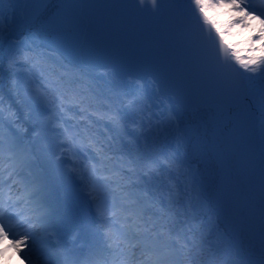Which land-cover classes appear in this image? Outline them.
Segmentation results:
<instances>
[{
  "label": "trees",
  "instance_id": "obj_1",
  "mask_svg": "<svg viewBox=\"0 0 264 264\" xmlns=\"http://www.w3.org/2000/svg\"><path fill=\"white\" fill-rule=\"evenodd\" d=\"M179 2L182 8H188L187 0ZM11 7L5 4L0 12L10 16ZM69 14L71 31L47 24H19L10 37L0 39V78L4 73L7 75L8 91L13 96L19 94V68L34 71L39 89L72 119L79 118L85 141L106 160L109 171L118 170L111 179L122 189L126 203L136 208L148 202L147 212L144 209L143 213L148 218L157 217L152 226L162 230L164 241L177 229L180 243L187 244L193 252L203 247V255L196 257L195 264H208L209 261L232 264L238 257L233 239L213 205V188L208 186L202 192L197 186L202 178L212 185L215 183V158L206 141L195 140L194 132L196 127L197 133L207 139L212 123L210 110L200 109L192 115L185 112L179 117V108L173 105L171 98L160 97L154 84L132 79L120 81L112 71L93 72L82 66L77 48L85 22L79 16V8L75 9V14ZM20 15L18 12V18ZM228 18L223 12L217 16L221 22ZM259 30V21L251 20L248 26L234 24L231 34L226 32L225 38L241 55H247L252 45L258 55L261 48V40L257 37ZM68 37L77 40L70 43L75 48L64 43L63 39L67 41ZM10 60L17 61L14 67H9ZM3 98L0 91V101ZM252 100L259 105L258 95ZM235 115L237 125L240 120L244 122L242 139L238 127L236 130L232 125L225 127L228 119L223 117L220 122L222 148L241 189L232 214L243 225L241 236L246 253L250 254L253 249L260 255L258 189L250 192L245 172L238 168L229 151L236 137V150L239 153L250 150L258 161L255 121L251 110H237ZM184 125L187 128L183 132ZM141 173L144 176L135 180ZM135 194L139 196L134 197ZM183 252L184 263L193 264L192 254L187 249Z\"/></svg>",
  "mask_w": 264,
  "mask_h": 264
},
{
  "label": "snow or ice",
  "instance_id": "obj_2",
  "mask_svg": "<svg viewBox=\"0 0 264 264\" xmlns=\"http://www.w3.org/2000/svg\"><path fill=\"white\" fill-rule=\"evenodd\" d=\"M187 2L188 8L186 9L166 7L170 3L178 4L179 0H138L139 9L127 6L133 3L110 5L109 7L118 8L127 15H137L138 11H143L147 4H150V12L155 19L157 31L162 37V46L158 50L138 55L139 57L153 60L163 70L169 64L170 59L178 55L185 66L195 70L197 80L204 90L226 101L225 106L229 115L234 108L244 112L259 111L258 161L250 154V150L243 153L236 150V137H233L229 151L236 159L238 168L245 172L250 192L258 189L261 228V253L258 264H264V9H258L254 4L249 3V0H187ZM5 4L12 7L10 16H3V11L0 12V16H3V20L0 21V39L10 37L19 24L28 26L47 24L71 31L72 22L68 13L71 5L67 4L66 0H0V9L3 10ZM17 5H23V7L18 8ZM18 12L21 13L19 18ZM221 12L229 17L223 22L217 19ZM251 20L259 21L260 30L257 37L261 40V48L257 55L255 45H252L247 55H241L240 51L226 40L225 33L231 34L230 30L234 24L248 26ZM96 48L100 54L129 55L118 48ZM16 63L17 61L10 60L9 67H14ZM257 95L259 96L258 106L252 100ZM34 98L37 101L47 100V93L38 91V95ZM231 124L232 120L229 119L225 127ZM39 126L40 122L37 123V127ZM243 126L244 122L240 120L237 127L240 129L238 135L241 139L243 138ZM24 163H29L27 158L24 159ZM89 195L97 202V213L102 219L105 218L106 208L101 199L102 194L93 188ZM13 206L11 196L5 200L0 190V260L11 249L17 254L23 253V256L31 261L33 253L37 251V244L40 245L38 250L41 254L47 253L50 238L58 235L60 226L52 225L56 228V232L39 237L32 218L24 221L17 220L13 223V213L9 211ZM50 219L49 212H42L34 218L35 222L40 224H48ZM25 223L29 227L23 232L18 231L17 229L23 228ZM43 231L47 233V228ZM10 235L13 237L11 240ZM106 235L117 249H121L122 241L117 234L109 231ZM164 247L166 250L163 254H156L155 248L146 246L142 254L146 255L147 259L142 264H165L169 257L176 255L175 241H170ZM55 248L58 254H65L62 238L56 240ZM180 248L187 249L192 254L193 264H195L196 257H202L204 252L203 247L193 252L187 244L181 245ZM65 264H70L66 255ZM208 264H213V262L209 261ZM232 264H249V262L237 258L232 261Z\"/></svg>",
  "mask_w": 264,
  "mask_h": 264
},
{
  "label": "water",
  "instance_id": "obj_3",
  "mask_svg": "<svg viewBox=\"0 0 264 264\" xmlns=\"http://www.w3.org/2000/svg\"><path fill=\"white\" fill-rule=\"evenodd\" d=\"M76 1L80 4V16L86 22L78 48L81 63L84 66L93 71L113 70L119 80L127 78L140 82L151 80L156 85L159 95L172 97L174 105L179 106L182 112L208 107H222L227 110L226 101L204 90L197 80L195 70L185 66L178 55L172 57L163 70L153 60L138 56L158 50L162 46V37L157 31L155 19L150 12V4H147L143 11H138L137 15H127L120 9L109 6L133 3L127 6L139 9L138 0L136 2L135 0ZM166 7L181 8L179 3H170ZM96 47L118 48L129 55L100 54ZM234 110L237 109L234 108ZM230 116L234 122L233 113ZM216 121V127L211 135L218 128V116ZM212 151L220 162L223 161L230 178L231 168L222 150L218 149V153ZM204 183L203 180L198 183L201 189ZM222 188L224 189V186ZM222 188L219 182L218 193L222 191ZM228 214L230 216V209ZM223 216L225 217L224 213ZM230 221L237 222L233 218ZM228 230L234 236L229 226ZM235 248L242 253L243 250L237 240Z\"/></svg>",
  "mask_w": 264,
  "mask_h": 264
},
{
  "label": "rangeland",
  "instance_id": "obj_4",
  "mask_svg": "<svg viewBox=\"0 0 264 264\" xmlns=\"http://www.w3.org/2000/svg\"><path fill=\"white\" fill-rule=\"evenodd\" d=\"M66 3L71 5V7L68 9L69 13L75 14V9H78V5L74 4L72 0H66ZM249 3L254 4L258 9H264V0H249ZM23 6V5H22ZM63 7V5H61ZM259 15V12H257ZM70 15V14H69ZM82 28V27H81ZM64 43H69V48H75L70 43H76L72 37H68L67 41L63 39ZM58 43V40L55 41ZM80 42H78L79 45ZM67 53L70 51L65 50ZM22 77L24 78V84L26 85V95L24 97L26 98L27 103L32 107L33 114L35 118L41 123V126L39 128L40 135L42 138L46 141V144L43 149H41L42 157L44 160H49L47 163L53 162V157L56 159V163H52L56 165L57 167H60V172L64 175L65 178L67 177L66 174H68V177L66 182L70 187L74 186L76 181V175L78 174V170L82 166L81 159L83 158V152L84 148L83 146H86L83 144L78 138L75 137V130L70 126L69 123H65L66 116L65 115H56V109L55 107H51L47 105L45 100L37 101L34 97L38 95V93L32 88L34 87L31 82V76L28 72L24 71L22 73ZM150 82H148L149 84ZM216 112L214 109L211 111V116H214ZM217 113H220L221 115L228 114L227 111L218 109ZM259 142H260V136H258L256 140V150L259 152ZM79 143L81 144V149H78L77 151L74 149L73 146L75 144ZM77 152V153H76ZM12 157L11 155L6 154V144L3 142V136L0 135V173L1 172H7V178L8 182L5 184L0 185V190L7 191L8 188L12 187L15 188V190L11 191V199L14 202V206L9 209L13 213V222H16L17 220L23 221L25 220V217L29 216V218L33 219V223H35V220L31 216V213L35 211V208L41 207L42 209H45L47 207L48 199H51L53 197V191L51 189L46 188L47 197L43 198L41 195L42 189L35 190V195H33L30 199L29 203V195L28 192L30 190H25V198L21 199L20 196H15V191L18 186L23 188H28L30 186V183L32 182V176L35 172V166L33 162H35V159L33 158L32 151L29 150H18L16 152V157L11 163H16L18 168L26 167V170L22 172L21 176H18V185L14 184V181H11L13 178L12 175H9V162L5 161L7 158ZM27 158L29 163H24V159ZM49 158V159H48ZM68 163V165H66ZM24 164V165H23ZM71 164V165H70ZM13 169L14 168L13 165ZM1 175V174H0ZM2 176V175H1ZM13 180V179H12ZM97 181L93 179H89L87 182V191H92L93 188H95L99 193L102 195H105L102 193L101 190L97 187ZM257 193L255 192L254 195ZM101 199L105 203V219L101 218V216L97 213V202L92 199V196L87 201L80 199V204L85 208L86 212L91 211L92 212V219L91 225L93 228V231L97 238V246L99 249V264H114L116 260H122L123 264H142L143 261L147 259L146 255L139 254L138 249L134 246V244L137 242L136 237L134 235L125 233L123 234L120 231H116V228L112 229V227H108L109 220H112L109 216V211L112 209V206L108 204V200L106 201L107 196H102ZM3 198L6 199V193H3ZM48 198V199H47ZM8 199V198H7ZM6 199V200H7ZM41 199V200H40ZM56 200V199H55ZM111 203V202H110ZM43 205V207H42ZM111 207V208H110ZM62 208V207H61ZM62 210V211H61ZM60 210V207L56 210V212H50L51 214V221L56 219L58 214L63 217L66 216V222H68V215L67 212H65L63 209ZM18 214V215H17ZM109 219V220H108ZM37 223H35L36 225ZM26 225L24 228L27 229L29 225ZM60 225H63L60 224ZM42 226L39 224L38 228H35L37 230L39 237H44L45 232L40 233V228ZM24 227V226H23ZM70 228V226L68 225ZM69 230V229H68ZM115 233L119 236V239L122 241L121 249H117L113 243V241L109 240L107 238L106 233L108 232ZM23 232V231H22ZM72 232V231H71ZM74 235V233H71V237ZM13 237L10 235L9 239L11 240ZM233 242H235V239L232 237ZM242 240V239H241ZM109 245H112V247H109ZM242 245H245V243L242 240ZM39 244H37V250L39 249ZM245 248V247H243ZM94 253H96V248L93 249ZM39 252L35 251L33 253V259L29 261L26 257L23 256V253L17 254L13 250H9V252L5 255V257L0 260V264H39ZM98 253L95 254L97 257ZM242 256L241 254H239ZM97 258V259H98ZM96 259V260H97ZM178 260V255L175 257L174 261L176 262ZM174 263V262H173ZM252 264V263H251Z\"/></svg>",
  "mask_w": 264,
  "mask_h": 264
},
{
  "label": "bare ground",
  "instance_id": "obj_5",
  "mask_svg": "<svg viewBox=\"0 0 264 264\" xmlns=\"http://www.w3.org/2000/svg\"><path fill=\"white\" fill-rule=\"evenodd\" d=\"M218 131L213 132V140L211 142V148L214 150V152H219L218 147H217V137H218ZM220 179H221V187L224 186V189L222 188V191L218 193L217 196V205L218 207L223 211L226 212L232 203V201L236 198V196L233 193V183L228 178V172L227 168L225 167V164H223V161L221 162L220 165ZM239 228L240 226L238 225L237 222L232 223V225H229V229L233 232L234 236L236 239H239ZM44 229V228H43ZM18 231L22 232L24 228L17 229ZM42 233V231H41ZM259 261L257 260H252V264H258Z\"/></svg>",
  "mask_w": 264,
  "mask_h": 264
}]
</instances>
